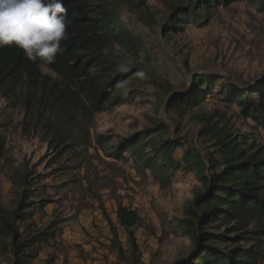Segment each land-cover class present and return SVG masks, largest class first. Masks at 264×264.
<instances>
[{"label":"trees","instance_id":"16d2710c","mask_svg":"<svg viewBox=\"0 0 264 264\" xmlns=\"http://www.w3.org/2000/svg\"><path fill=\"white\" fill-rule=\"evenodd\" d=\"M234 1H246L264 11V0H176L168 5L161 22L165 37L178 34L188 24L203 27L211 11ZM138 21L149 19L143 1L126 2ZM116 0H63L68 38L62 40L55 60L45 64L29 60L22 49L0 47V96L19 105L23 124L45 136L57 155L75 151L81 155L89 144L104 150L114 162L135 159L139 172H148L161 187H168L179 169L193 171L199 182L194 198L174 220V232L189 239L191 249L177 264H258L264 261V145L244 147L245 137L230 132L212 115L196 116L195 133L183 132L180 122L171 126L161 120L128 137H121L107 150L110 139L89 130L92 117L111 106L130 101L151 86L161 96L167 112L179 120L208 99L234 106L237 116L251 120L264 131V74L237 79L214 71H194L183 88H170L138 62L144 52L141 39L120 18ZM43 68L55 76L45 74ZM0 123V161L5 138ZM177 150L181 154L176 156ZM80 167L62 164L63 175ZM42 174L24 169L16 172L15 205H0V243L7 264H31L38 248L56 240L63 219L33 230L29 219L51 203L36 183ZM117 225L135 247L134 228L139 223L135 209L119 204ZM110 222V220L108 219ZM113 239L116 229L111 230ZM48 257L44 264H53Z\"/></svg>","mask_w":264,"mask_h":264},{"label":"rangeland","instance_id":"374dc122","mask_svg":"<svg viewBox=\"0 0 264 264\" xmlns=\"http://www.w3.org/2000/svg\"><path fill=\"white\" fill-rule=\"evenodd\" d=\"M117 1L121 20L141 39L144 55L138 62L170 88H183L194 71H214L242 80L264 74V11L255 5L234 1L216 7L207 25L188 24L182 32L163 37L161 22L168 5L176 0H141L142 15L150 18L146 23L139 22L138 14L126 3L139 0ZM43 72L55 76L46 68ZM236 112L234 106L208 99L179 120L177 114L165 110L161 96L148 86L130 101L95 114L88 126L92 136L110 137L103 146L109 150L121 137L151 126L155 119L170 125V131L178 120L183 132L195 133L201 125L194 117L212 115L230 132L244 135V147L264 145V131L254 127L251 120L240 119ZM23 117L19 105L0 96L5 138L0 205H15L19 188L14 177L26 169L43 176L36 183L40 193L33 198L51 200L29 219L32 229L44 228L56 218L64 220L57 239L40 246L31 264H44L48 257H53V264H177L187 256L191 242L173 228L174 220L182 216L185 204L194 198L200 185L193 171L177 170L172 183L161 188L148 172H139L129 152L126 161L114 162L91 143L79 156L75 151L57 155L42 132L24 127ZM180 154L177 150L176 156ZM79 163V168L58 175L63 171L58 169L60 165ZM119 204L138 212L135 247L117 225L115 211ZM2 248L0 243V264H7Z\"/></svg>","mask_w":264,"mask_h":264},{"label":"clouds","instance_id":"9594fccd","mask_svg":"<svg viewBox=\"0 0 264 264\" xmlns=\"http://www.w3.org/2000/svg\"><path fill=\"white\" fill-rule=\"evenodd\" d=\"M63 0H0V47L15 46L25 56L51 64L68 38Z\"/></svg>","mask_w":264,"mask_h":264}]
</instances>
